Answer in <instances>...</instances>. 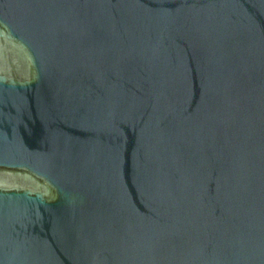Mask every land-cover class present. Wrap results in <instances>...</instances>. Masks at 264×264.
<instances>
[{
  "label": "water",
  "instance_id": "obj_1",
  "mask_svg": "<svg viewBox=\"0 0 264 264\" xmlns=\"http://www.w3.org/2000/svg\"><path fill=\"white\" fill-rule=\"evenodd\" d=\"M0 264H264V0H0Z\"/></svg>",
  "mask_w": 264,
  "mask_h": 264
}]
</instances>
